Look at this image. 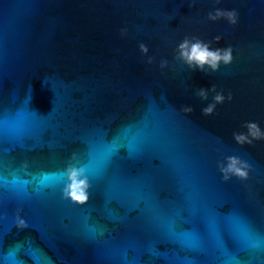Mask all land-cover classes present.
Listing matches in <instances>:
<instances>
[{
	"label": "water",
	"instance_id": "obj_1",
	"mask_svg": "<svg viewBox=\"0 0 264 264\" xmlns=\"http://www.w3.org/2000/svg\"><path fill=\"white\" fill-rule=\"evenodd\" d=\"M185 36L232 62L188 70ZM214 84L232 100L205 117L215 93L195 90ZM250 120L264 129V0H0V264H264V141L232 140ZM229 155L248 179L222 181ZM68 163L85 205L61 198Z\"/></svg>",
	"mask_w": 264,
	"mask_h": 264
},
{
	"label": "clouds",
	"instance_id": "obj_2",
	"mask_svg": "<svg viewBox=\"0 0 264 264\" xmlns=\"http://www.w3.org/2000/svg\"><path fill=\"white\" fill-rule=\"evenodd\" d=\"M194 2L195 0H193V4ZM215 2L218 5L220 0H215ZM238 18L239 14L235 8L224 9L213 6V9L207 13L208 21L225 20L231 26L237 24ZM126 33L127 28L120 29L121 36ZM220 39V35L213 37L214 42H218ZM210 43L196 37L189 38L185 36L175 46V58L183 63L188 70L201 71L206 74L215 73L221 65L227 66L232 62L233 47L231 44L223 48L211 47ZM138 50L142 56H145L148 53V46L140 43ZM147 62L151 64L152 57H149ZM166 64L167 61L161 60L159 67L163 69ZM209 93L215 94L212 95L211 102L201 109V115L205 117L213 115L216 105L224 103L226 99L228 101L232 100L231 92L225 96L222 91L216 90L215 84L207 89L199 88L195 90V95L201 100H207ZM180 111L189 114L193 109L190 105L181 106ZM241 127L244 131L232 132V140L237 145H253L254 142L264 141V129L261 128L258 122L254 120L245 121ZM217 168L222 181H228L232 177L241 181L246 180L250 171L249 163L237 155L226 156L223 162L217 163ZM63 176L64 183L60 189L61 198L74 205H85L89 200L91 187L85 168L68 163L63 169ZM20 211V209L17 210L15 226L17 229H25L28 225L20 215Z\"/></svg>",
	"mask_w": 264,
	"mask_h": 264
}]
</instances>
